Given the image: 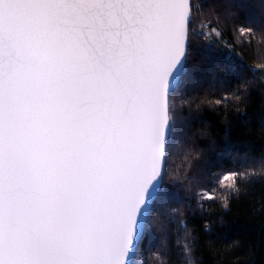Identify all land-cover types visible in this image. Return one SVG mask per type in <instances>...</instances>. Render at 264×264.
Returning a JSON list of instances; mask_svg holds the SVG:
<instances>
[{
	"label": "snow or ice",
	"instance_id": "obj_1",
	"mask_svg": "<svg viewBox=\"0 0 264 264\" xmlns=\"http://www.w3.org/2000/svg\"><path fill=\"white\" fill-rule=\"evenodd\" d=\"M198 8L0 0V264H135L169 196Z\"/></svg>",
	"mask_w": 264,
	"mask_h": 264
},
{
	"label": "trees",
	"instance_id": "obj_2",
	"mask_svg": "<svg viewBox=\"0 0 264 264\" xmlns=\"http://www.w3.org/2000/svg\"><path fill=\"white\" fill-rule=\"evenodd\" d=\"M194 3L188 72L172 98L169 196L135 264H264V0ZM226 172L237 175L218 183Z\"/></svg>",
	"mask_w": 264,
	"mask_h": 264
},
{
	"label": "water",
	"instance_id": "obj_3",
	"mask_svg": "<svg viewBox=\"0 0 264 264\" xmlns=\"http://www.w3.org/2000/svg\"><path fill=\"white\" fill-rule=\"evenodd\" d=\"M187 52H188V48H187V51H186V57H187ZM136 259V256L134 257V260Z\"/></svg>",
	"mask_w": 264,
	"mask_h": 264
}]
</instances>
